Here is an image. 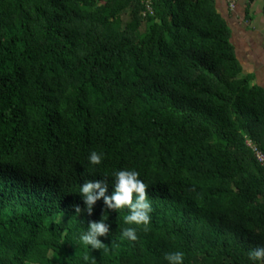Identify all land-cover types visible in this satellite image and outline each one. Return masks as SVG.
I'll list each match as a JSON object with an SVG mask.
<instances>
[{"label": "trees", "instance_id": "1", "mask_svg": "<svg viewBox=\"0 0 264 264\" xmlns=\"http://www.w3.org/2000/svg\"><path fill=\"white\" fill-rule=\"evenodd\" d=\"M264 88L216 0H0V264H253L264 246ZM92 151L103 155L89 162ZM135 170L147 232L80 187ZM104 215L108 254L81 244Z\"/></svg>", "mask_w": 264, "mask_h": 264}, {"label": "clouds", "instance_id": "2", "mask_svg": "<svg viewBox=\"0 0 264 264\" xmlns=\"http://www.w3.org/2000/svg\"><path fill=\"white\" fill-rule=\"evenodd\" d=\"M91 165H100L103 155L92 151L89 156ZM114 175V192L111 196L106 195L108 189L107 179L87 180L80 187V196L85 207L81 209L79 204H73L72 208L76 215L82 212L88 216L93 214L94 205L103 199L104 205L108 210L119 212L127 209L128 214L124 216V223L135 227H128L121 233L122 239L135 242L138 239L137 228H142L147 232L151 223L152 205L148 196V185L139 178V173L135 170H118ZM110 226L105 222L104 215L99 222L89 221L86 231L79 237L82 245L90 246L92 250H103L104 254L111 252L112 247L105 245L100 237L107 238ZM248 258L253 264H264V246H256L249 250ZM164 259L167 264H184V253L182 251L168 252ZM85 264H89L90 257L83 256ZM91 264H96L94 257H91Z\"/></svg>", "mask_w": 264, "mask_h": 264}, {"label": "crops", "instance_id": "3", "mask_svg": "<svg viewBox=\"0 0 264 264\" xmlns=\"http://www.w3.org/2000/svg\"><path fill=\"white\" fill-rule=\"evenodd\" d=\"M245 75L264 88V0H216Z\"/></svg>", "mask_w": 264, "mask_h": 264}, {"label": "built area", "instance_id": "4", "mask_svg": "<svg viewBox=\"0 0 264 264\" xmlns=\"http://www.w3.org/2000/svg\"><path fill=\"white\" fill-rule=\"evenodd\" d=\"M248 144L252 148L258 162L261 164V166L264 169V152L260 150L257 146H255L252 142H249Z\"/></svg>", "mask_w": 264, "mask_h": 264}]
</instances>
